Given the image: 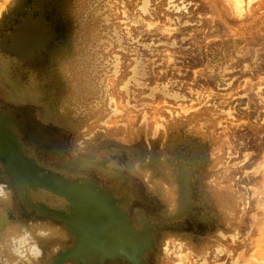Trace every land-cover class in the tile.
Returning a JSON list of instances; mask_svg holds the SVG:
<instances>
[{"label":"rangeland","instance_id":"obj_1","mask_svg":"<svg viewBox=\"0 0 264 264\" xmlns=\"http://www.w3.org/2000/svg\"><path fill=\"white\" fill-rule=\"evenodd\" d=\"M41 1L53 3L69 20L73 18L70 0H0V38L24 5ZM93 1L71 0L77 7V19L85 17ZM103 1L96 0L99 6L95 8L104 16L101 25L110 32L108 37L88 38L86 25L75 38L66 37L54 55L36 62L38 65L0 51V115L18 130L26 154L70 177L99 176L93 168L81 166L77 171L65 167V163L77 161L79 153H91L95 160L105 159L118 168L122 161L127 162L118 150L122 146L131 162H143L146 153L131 151V145L140 142L139 148L144 149L155 142L180 144L186 137L206 140L211 148L208 176L217 187L227 233L206 252L176 243L174 254L164 244L158 246L157 240L155 257L159 264H264V0H153L146 9L141 0H108L100 6ZM61 26L69 28L68 23ZM103 68L110 110L103 121L107 126L98 121L90 124L82 103L91 102V96L97 94L98 71ZM133 68L137 69L135 77L141 70L142 78L158 86L155 93L148 94L141 87L122 88ZM33 120L44 124L43 129H61L67 144L63 141L59 150L39 149V144L52 142L38 140L45 133H36L28 125L25 129L28 127L31 139L26 143L21 126ZM90 134L95 135L96 145L76 146ZM173 148L165 147L170 149L163 152L165 162L171 159ZM126 171L125 175H141L142 186L150 185L154 193L156 178L136 168ZM9 178L0 163V255L8 257L5 264H51L73 245V237L60 225L24 211ZM47 196L37 194L35 198ZM136 212L149 223L151 236L153 227L147 219L159 227L176 216V211H131V215ZM139 227L142 230L141 224ZM43 230L46 232L40 233ZM231 230L235 232L228 234ZM24 232L40 245V254L14 250V239ZM158 233L162 243L179 235L177 231ZM72 260L61 264H72ZM0 264H4L2 260Z\"/></svg>","mask_w":264,"mask_h":264},{"label":"flooded vegetation","instance_id":"obj_2","mask_svg":"<svg viewBox=\"0 0 264 264\" xmlns=\"http://www.w3.org/2000/svg\"><path fill=\"white\" fill-rule=\"evenodd\" d=\"M133 1L134 0H126V2ZM151 1L153 2V0H141L142 8H150ZM68 2L73 6L69 10V13L73 17L70 20L65 16V14H62L61 8L58 9L55 5H53V3H49V1L31 2L26 6L24 5L25 7L23 6L21 12L16 16L11 28L2 34L0 38V51H3V54L7 56L15 57L25 62H34L33 64L38 65L36 62L44 60L49 55H54L66 37H68L67 39L72 36L75 38V36H77V32L84 29L86 25H89L87 36L92 40H101L110 35L108 29H104L101 25L105 24L104 16L99 15L100 12L96 11L95 7L99 6L96 0L93 1V5L87 8V12L83 19L76 18L75 10L77 12V7H75L71 0ZM107 3L108 0H104L100 6H103ZM61 23H68L69 28H66V26H61ZM25 24L34 25L33 27L39 29L46 28V35L44 39L41 37L40 41L39 38L41 43L38 41L35 46L31 48L25 47L26 49L24 47H19L15 42V38L19 33L18 31L20 27L24 26ZM69 30L72 34L66 35V31ZM113 33L116 35L117 32L114 30ZM78 34H80V32H78ZM95 53L96 55L99 54L96 51ZM115 66L116 65L112 63L113 69H115ZM104 68L98 71L99 73L95 85L97 88V94H93L91 96V102H82L84 104L83 109L88 112L87 117L90 119V124L98 121L97 123H102V125H105L103 121L107 120L110 114L108 106V91L104 84L105 80H103L105 76L104 70L106 69ZM129 72H132V76L130 77L128 75L130 78H128L127 81L123 83V89L128 87H141L145 88V91H147L148 94L155 93V91L158 89V86H155L154 83L148 82L147 79L142 78L143 74L141 70H139V72H141L140 75L138 72V77H135L137 75L136 68H133ZM102 84L103 89L101 88ZM83 100H85L84 97ZM99 109L101 111H99ZM97 111H99V113ZM33 121L34 122L28 124L24 122L21 126L26 143L31 139V135L27 130L29 127L30 130L35 131L36 133H38L39 130H43V133L45 134L43 136L39 135L37 137L38 140H41V142L48 139L52 142L50 145L47 143L39 144V149L48 150L49 148H52L53 150H59L62 148L61 146L63 141L65 145L67 144V137L62 135L61 129L57 128L56 126H49V129H43L42 126L44 124L36 122L35 120ZM26 125H28V127L25 129ZM103 130L105 131L104 128ZM159 132L162 134L164 129L160 128ZM18 133L19 132L17 130V134ZM94 136V134H90L85 137L84 141L87 143L86 145L84 141H77L76 146L89 147V144L96 145L93 138ZM19 138L23 146H26L22 138L20 136ZM159 140H161L160 137L157 141ZM183 140L185 142L175 145L174 143L165 145L163 142L159 144L155 142L148 144L146 148L143 149L139 148L140 142L135 139L133 142H138L139 146L138 144H134L133 146L131 145V151H134L135 153L145 152L147 158L143 161L144 164L141 160L137 162H131V160L128 159L127 152H125V146H122L120 147L121 149L118 150L121 152V156H123V158L129 164L127 162L126 164L125 161H122L118 168L110 165L105 159L101 161L95 160L94 155L91 153L78 152L79 154H77V161L73 163H75V165L79 168L81 166L82 168H85L83 167V161L96 164L97 166H89L88 168H93V171L97 172L99 176L95 175V177H90L76 175L70 177L66 175L70 179L80 177L87 181H92L96 185V189H105L108 194L115 199L117 206H119V208L127 214V217L131 221L133 227L139 230L140 224L138 223L139 220L137 221V219L141 218V215L139 212H136L135 216L133 217L131 215V211H176V216L172 220L162 223V225L159 227L156 225V223H153L150 219L146 218L151 222L153 227V233L151 236L152 246L142 256L140 264H159L155 257L157 252V240L158 246L159 244H162V246L164 244V248H168L172 252L174 251V254L175 249L178 246L176 243H183L184 247L187 249L191 248V250L195 252H206L207 250L216 247L222 234L227 233V230L223 229L226 223V217L224 216V211L220 205V198L217 192L218 190L215 186V182L209 179L208 176V174L210 175V161H208L209 151L211 150L210 145L202 138L186 137V139L183 138ZM169 145H172L175 148H173L171 151H174L171 159L165 162V159L163 158V152L170 150L165 149V147L169 148ZM78 161H80V163H78ZM132 163L139 164V167H133ZM65 167L67 169L70 168L67 166ZM129 167L134 169L136 168L144 175H149V177H154L157 179L154 180V193L149 190V187L151 188L150 185H146V187L142 186L140 181L141 175H125L127 173L126 168ZM79 168L75 167L70 169L78 171ZM88 171L86 170L85 172ZM57 172H60V169H58ZM9 180L13 191H15L18 199L24 206V211L39 217V219H48L49 221H52V223L54 222V224L60 225L65 231V234L68 233L71 237H73L74 243L75 236L73 235L72 231L66 227L64 221L54 217L50 213L45 215V210L39 208L40 202H45L49 206L55 207L57 209H63L69 213L70 211L67 208L68 201L58 195L51 193L49 194L47 191L44 192L40 189L30 190V192H27L25 197H22L12 179L9 178ZM121 188L125 189L126 191H121ZM1 189L7 190L6 186H3ZM116 189L119 190L118 193L115 192ZM45 193L48 194L47 197L42 198L41 200L35 198L37 194ZM159 230L161 232L163 230L169 232L173 231L174 233L177 231L178 233L176 234L179 235L176 238L170 237L164 240L162 243L159 241L161 234L158 233ZM45 232L46 230H43V232L40 233ZM233 232H235V230H231L228 232V234ZM12 246L16 252H23L24 249L34 255L40 254L41 252L40 245L29 235L28 232H24L19 237L15 238ZM36 247L38 248V253H36ZM7 259V256L0 255V260H2L4 264L7 263ZM114 262L121 264H132L126 258L108 259L90 254H87V257L84 260L70 261L72 264H107Z\"/></svg>","mask_w":264,"mask_h":264},{"label":"bare ground","instance_id":"obj_3","mask_svg":"<svg viewBox=\"0 0 264 264\" xmlns=\"http://www.w3.org/2000/svg\"><path fill=\"white\" fill-rule=\"evenodd\" d=\"M39 37L38 35L37 38ZM13 130L14 128L11 126L10 120L0 115V150L9 155L8 160L11 164V170L16 174L19 185L24 187L23 182L32 183L34 187L38 186L37 188L44 192L46 189L41 188L39 185L52 186L53 189L58 188L68 196H70L71 191L73 192L72 195H78L73 200L65 199L68 201L67 208L70 211L69 213L63 209L49 206L45 202H40L39 205L40 209L55 211L56 214L63 217L72 228L74 234H76L77 242H75L74 247L68 252L69 255L84 260L87 254L92 251L95 256H99L100 253L97 250L105 247V243L110 239V232L113 231L112 227L115 225L119 229L117 234L121 238L119 237L118 239L116 237L114 246L120 249L125 248L127 252L130 247H124V245H137L133 248V252L130 255L133 259L136 258L138 249H141V243L152 242L149 223L141 216L138 219L141 226H143L142 230L138 231L141 236L136 235L131 228L132 226H130L131 221L128 219L127 214L117 206L115 199L105 189H96V185L92 181H87L80 177L70 179L63 173L41 165L28 154H25V156L27 155L28 158L32 159L30 162L25 157H22V155L21 158L24 161L21 160L18 156L19 146L14 141L12 132H14L19 142L18 144L22 146V142L17 132ZM33 162L37 164L33 165ZM64 165L70 168H79L73 162H68ZM38 166L43 168L44 171L40 170ZM56 174L67 178V180L56 176ZM107 211L110 216L107 214ZM112 241L114 240L112 239ZM257 249H260V247L258 246ZM36 253H38L37 247ZM182 263L183 261H179V264Z\"/></svg>","mask_w":264,"mask_h":264},{"label":"water","instance_id":"obj_4","mask_svg":"<svg viewBox=\"0 0 264 264\" xmlns=\"http://www.w3.org/2000/svg\"><path fill=\"white\" fill-rule=\"evenodd\" d=\"M33 26L34 25L25 24L24 26L20 27V29L18 31L19 33L16 35V38H15V40H16L15 42L18 44L19 47L31 48V47L35 46L36 43H38L39 38H40V41H41V37L44 39V37L46 35L45 34L46 33V28H40L39 29V28H35ZM38 35L40 36L39 38H37ZM3 117H5V116H3ZM12 136H13V139L16 142V144L19 146V148H18L19 149L18 150L19 158L21 160H23L21 158V155H22V157H25L27 159V161H29V162L32 159L34 160V158L30 159V158L27 157V155L25 156L26 153L24 152V149L22 148V146L20 144H18L19 142L17 141L14 132H12ZM8 156L9 155L4 153L3 150H0V163L3 166V168L5 169V171L7 172V174L10 176L12 181L15 183V186H16L17 190L19 191L20 195L22 197H25L26 196V192L29 190V188L32 189V190H38V188H37L38 186L34 187V185H32V183H24L23 182V184L25 185L24 187L19 185L18 179L16 177V174L13 172V170H11V164L9 163ZM83 163H84L83 167L97 166L96 164H92V163H89V162H84L83 161ZM36 164H34V162H33V165H36ZM38 167H39L40 170L44 171L43 168H40V166H38ZM57 174H56V176L67 180V178L62 177V176L57 175ZM39 186L41 188L46 189L47 191H49V192H51L53 194H56L58 196L63 197L66 200H73V198H77V196H78V195H72V193H73L72 191L70 193V196H68V195L64 194L63 191L59 190L58 188H54L53 189L52 186H41V185H39ZM24 190H26V191L24 192ZM45 213H50L53 216L58 217L59 219L64 221L66 227L69 228L72 231L74 236H76V234H74L72 228L69 226L68 222H66V220L63 217H61L58 214H56L55 211H45ZM107 214L109 215L108 211H107ZM130 226H132L131 228L134 230L136 235L141 236V234H139V232H138L139 230L134 228L132 224ZM112 228H113V231L110 232L111 236H110L109 241L105 243V247L102 248V249L97 250L100 253L99 256L102 257V258H108V259H111V258H126L132 264H140V261L142 259V256H143L144 252L151 246L152 242L150 241V243H148V242L141 243V249L140 250L138 249V251L136 253V258L133 259L132 257H130V255L133 252V248L136 247L137 245L136 246L129 245V244L124 245V247H126V246L130 247V249H128L127 252L125 251L126 250L125 248H121L120 249L118 247H115L114 246L115 239H116V237L118 239L120 237L117 234L119 232V229H118V227L116 225L114 227H112ZM147 238H148V235H147ZM112 239L114 241H112ZM75 242H77L76 241V237H75V241H74L73 245H71V247H68L67 249L63 250L57 257H55V259L51 262V264H61V263L65 262L67 260H70V259L83 260L81 258L73 257V256L68 254L70 249L74 247ZM88 254L94 255V253L92 251H90Z\"/></svg>","mask_w":264,"mask_h":264}]
</instances>
